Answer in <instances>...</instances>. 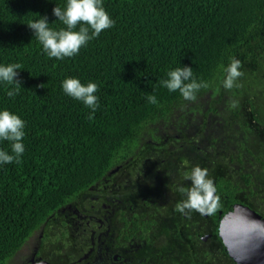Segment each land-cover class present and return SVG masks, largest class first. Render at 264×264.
Listing matches in <instances>:
<instances>
[{"label": "trees", "instance_id": "obj_1", "mask_svg": "<svg viewBox=\"0 0 264 264\" xmlns=\"http://www.w3.org/2000/svg\"><path fill=\"white\" fill-rule=\"evenodd\" d=\"M64 3L0 0V64L21 65V89L8 97L10 86L0 84V108L25 121L19 162L0 165V264H29L27 248L41 229L43 251L57 249L64 235L51 242L50 233L72 235L109 197L126 211L135 206L131 217L118 211L126 218L115 226L132 227L138 264H233L217 234L218 212L238 203L264 218V0H103L112 27L56 60L27 25L46 16L49 27H64L52 15ZM232 59L242 75L225 89ZM181 66L207 84L195 100L161 85ZM68 77L96 83L91 119L62 91ZM0 149L10 152V143ZM197 167L214 195L177 211ZM136 174L162 198L146 200L133 186Z\"/></svg>", "mask_w": 264, "mask_h": 264}, {"label": "clouds", "instance_id": "obj_2", "mask_svg": "<svg viewBox=\"0 0 264 264\" xmlns=\"http://www.w3.org/2000/svg\"><path fill=\"white\" fill-rule=\"evenodd\" d=\"M52 15L64 27L53 29L49 27L46 16L32 20L27 27L42 47V51L49 57L62 60L78 53L82 46L98 36L102 30L112 27L114 21L109 17L103 7V0H65L64 6L55 5ZM240 61L232 59L231 63L223 69L224 79L222 86L231 89L236 85L237 78L242 75L238 70ZM21 65L19 63L0 64V84L10 86L6 95L14 97L21 89L17 79ZM161 85L168 91H179L185 100H195L196 92L201 87H207L203 82H197L193 78V72L189 66L177 67L168 71L167 78L161 81ZM62 91L70 98L81 102L89 108V119L98 107V97L95 95L97 85L94 82L82 84L78 78L68 77L61 83ZM150 103H156V97H147ZM235 104V102H234ZM25 121L17 114L6 108H0V141L10 143L11 151L0 149V165L19 162L24 152L23 137L25 136ZM206 172L200 168H194L191 172L193 188L188 193L189 200L178 204L177 211L183 212L186 207L196 208L207 204L213 191L211 180L205 179ZM183 191V189H181ZM202 210V209H201ZM208 211H212L211 208Z\"/></svg>", "mask_w": 264, "mask_h": 264}, {"label": "flooded vegetation", "instance_id": "obj_3", "mask_svg": "<svg viewBox=\"0 0 264 264\" xmlns=\"http://www.w3.org/2000/svg\"><path fill=\"white\" fill-rule=\"evenodd\" d=\"M143 175L136 174L134 177V185L137 187L140 185L142 189H139L144 193V197L154 196L156 193L154 191L158 189L155 185H151L147 179H143ZM162 188L161 186L159 189ZM163 191V189H161ZM116 196L117 195V190ZM105 195V192L102 193ZM141 197V199H144ZM157 199L162 196H154ZM157 203L160 205L162 200L159 201H147L148 203ZM122 201L116 200L115 198L109 197L106 203L102 202L101 209L102 213L97 219L92 218V216H81L82 221L77 223L75 228L77 231L71 235V232H51L50 239L51 242L56 241V238L65 240L59 244L57 249L51 250L49 252L43 251L42 245L39 244L42 239V229L36 234L35 240L30 243L28 260L29 264H138V254L136 245L134 242L133 230L131 227V233L126 231L120 232L115 226L118 219H125L126 217L119 218L118 211H122V214L129 213L133 214L132 210L135 206L130 207L129 211L122 208ZM120 205V206H119ZM120 216V215H119ZM129 218V217H128ZM127 218V219H128ZM91 220L95 222L94 226ZM96 227V232L92 230ZM209 235H203L200 237L201 240L205 241ZM210 237V236H209ZM69 238V240H67ZM204 238V239H203ZM38 240V241H37ZM65 242V243H64ZM49 249V248H48ZM19 264V262H18ZM25 264V263H23Z\"/></svg>", "mask_w": 264, "mask_h": 264}, {"label": "water", "instance_id": "obj_4", "mask_svg": "<svg viewBox=\"0 0 264 264\" xmlns=\"http://www.w3.org/2000/svg\"><path fill=\"white\" fill-rule=\"evenodd\" d=\"M213 195L212 191L209 198ZM218 214L217 234L233 264H264V218L238 203Z\"/></svg>", "mask_w": 264, "mask_h": 264}, {"label": "rangeland", "instance_id": "obj_5", "mask_svg": "<svg viewBox=\"0 0 264 264\" xmlns=\"http://www.w3.org/2000/svg\"><path fill=\"white\" fill-rule=\"evenodd\" d=\"M28 248H29V246H28ZM17 263H18L17 259H14L12 262V264H17Z\"/></svg>", "mask_w": 264, "mask_h": 264}]
</instances>
